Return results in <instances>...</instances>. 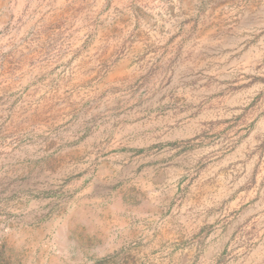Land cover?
<instances>
[{
    "label": "rangeland",
    "instance_id": "374dc122",
    "mask_svg": "<svg viewBox=\"0 0 264 264\" xmlns=\"http://www.w3.org/2000/svg\"><path fill=\"white\" fill-rule=\"evenodd\" d=\"M0 264H264V0H0Z\"/></svg>",
    "mask_w": 264,
    "mask_h": 264
}]
</instances>
